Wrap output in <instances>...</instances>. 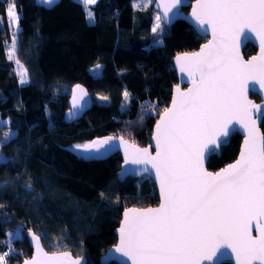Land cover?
<instances>
[{
    "label": "trees",
    "instance_id": "16d2710c",
    "mask_svg": "<svg viewBox=\"0 0 264 264\" xmlns=\"http://www.w3.org/2000/svg\"><path fill=\"white\" fill-rule=\"evenodd\" d=\"M14 2L22 17L17 56L29 70L30 83L19 84L16 65L7 58L4 45L10 44L12 30L8 0H0V25L6 30L0 31V121H10L4 131L17 134L0 145L7 159L0 160V184L6 182L0 214L7 218L0 223V255L6 264L30 258L25 232L33 231L48 252L67 250L87 257L86 264H100L101 255L116 244L115 230L125 209L157 205L159 197L150 177L120 180L118 153L104 160L84 159L73 146L105 135L150 145L153 126L178 82L175 55L195 52L207 37L183 21L164 24L163 35L155 37L153 2L136 8L132 0H98L90 6L94 24L77 0H58L51 8L37 6L36 0ZM243 53L251 57L256 48L247 45ZM97 64L102 67L94 75L90 68ZM79 83L91 93L93 105L80 120L66 123L70 91ZM125 90L131 102L122 108ZM251 97L259 101L255 94ZM261 128L264 134V122ZM241 139L232 134L220 156L209 158L207 169L232 163Z\"/></svg>",
    "mask_w": 264,
    "mask_h": 264
},
{
    "label": "snow or ice",
    "instance_id": "6c2138e0",
    "mask_svg": "<svg viewBox=\"0 0 264 264\" xmlns=\"http://www.w3.org/2000/svg\"><path fill=\"white\" fill-rule=\"evenodd\" d=\"M57 2L36 0L37 6L48 8ZM77 2L84 6L89 23L94 24L95 14L89 6L98 0ZM181 3L182 0H163V18L168 19L170 13L175 15L173 10H178ZM6 16L12 29L11 42L4 45L6 55L16 65L19 84L27 85L29 70L17 56L22 17L14 0H8ZM192 18L205 33L211 31L212 39L199 52L175 58L191 87L181 91L177 86L171 107L159 116L153 136L155 154L148 147L129 143L123 136L76 144L73 149L89 154L82 158L90 159L92 153L110 149L118 142L124 149L125 165H143L144 172L154 170L162 203L156 208L125 211L119 229L115 251L131 264H205L224 255L222 249H230L237 264H264V134L257 126L258 120L264 122V111L247 96L250 82L264 89V0H197ZM161 20L157 13L151 31L155 34L159 30L162 36ZM245 28L260 41V55L246 63L235 51V37ZM0 31L6 34L2 25ZM155 42L163 43L162 39ZM101 67L97 64L91 71ZM85 96L86 90L75 85L72 107L83 108ZM123 98L125 103L121 107L126 108L131 102L127 90ZM9 125L10 121H0V145L17 135L10 128L4 131ZM233 125L245 132L239 158L220 171H208L205 159L226 142L235 130ZM0 159L7 163L2 154ZM4 187L6 182L0 184V191ZM105 195L101 193L102 197ZM0 223H7L3 214ZM254 225L256 236L252 235ZM32 239L36 241L37 256L25 264H65L69 259L67 252L48 256L40 248V237L33 234ZM0 264H6L4 255H0ZM71 264L84 262L76 259Z\"/></svg>",
    "mask_w": 264,
    "mask_h": 264
},
{
    "label": "water",
    "instance_id": "95a60500",
    "mask_svg": "<svg viewBox=\"0 0 264 264\" xmlns=\"http://www.w3.org/2000/svg\"><path fill=\"white\" fill-rule=\"evenodd\" d=\"M153 3H154L155 11L157 13L161 14V17H162L161 23L162 24H165L167 27H172L173 23H175L176 21H183V22L187 23L188 25H190L193 28V30L196 33H198L200 36L207 37L206 42L202 43V45L199 47V49H197L195 52H199L200 49L212 39L211 31L209 30V32L205 33L200 27H198L196 25V23L194 22V20L192 18V12H193L194 7L196 6L197 0H194L193 2L189 1V0H182V3L180 4L179 9L178 10L177 9L173 10V12L176 13V14L172 15L170 13L168 19H164L163 15H162V13H163V7H162L163 0H154ZM184 8H186L187 11H185V10L183 11ZM250 44H252L256 48V53L251 55V57L246 58L244 56L243 49L247 45H250ZM235 45H236V47H235L236 53L238 54L239 58L242 61H244L245 63L248 62V61H251L253 59V57H258L260 55V41H259L258 37L255 35V33L250 32L246 28L242 30V34L237 35L235 37ZM185 53H190V52H185ZM182 54H184V53L176 54L175 58H176V56L182 55ZM175 58L173 60V67H174V70H175L176 78H178V82L172 88L173 90H172V94H171V97H170L171 100H170V103L168 104V106L166 108L171 107L172 99L176 95V91L175 90H176L177 86L180 87L181 91H187V89L189 87H191V82L187 78L186 74H183V73H181L179 71V68L176 65V59ZM79 85H81L87 92V96H85L84 100L81 102V103H83L84 106L81 109H74L72 107V90L75 87V85H74L72 87L71 91H70L71 94H70V97H69L68 103H67L69 108L64 113V115H65L64 119H65L66 123H70V122H73V121L80 120V118L82 116H84L85 113L87 111H89L90 108L93 105V103H92L93 99H92L91 93L88 92L87 88L84 85H82L81 83H79ZM247 87H248V92H247L248 99L251 100L254 104L261 105L262 106V111H264V89H261L259 84H253L251 82L248 84ZM252 94H255L256 96H258L259 97V101H256L254 98H252L251 97ZM70 113H72V115H70ZM162 113L163 112H161L160 115ZM159 116H158V118H159ZM158 118H157L156 123L153 126V129H152V132H151L152 135H151L150 145L146 146V147L149 148L150 152L153 155L155 154V151H156L155 143H154V140H153V136H154L155 126H156V124L158 122ZM261 124H262V120H258L257 121V126L259 127L260 132L263 134V131H262V128H261ZM233 128L235 130L230 132V135L226 138V142L222 143L220 145V147L218 149H216L213 154H211L210 156H208L205 159L204 166H205L206 169H207V164H208L207 162H208L209 158L212 155L220 156V154H221L220 150H221L222 146H225V145L229 144L230 138H231L232 134H234V133H238L242 137V139H241L242 142H241L239 150H238L239 153L237 154V157L233 160L232 163H234L239 158L240 152H241V150L243 148V143H244V139H245V132H244V130L242 128L239 127V125H233ZM109 136L119 137L118 135H105L102 138H95L94 140L105 139V138H107ZM124 138L126 140H128L129 143H133L132 141H130L126 137H124ZM221 139H224V138H221ZM134 144L137 147L145 148L144 146H140V145H138L136 143H134ZM115 153H118L121 156V158H122V163L120 165L121 168H120V171L118 173V177L120 178V180H125L126 177H133V178H136V179L137 178H143V177H150L152 179L155 187H156L157 196L159 197V202H158L157 205L149 206L148 208L128 207L127 209H125V211H127L129 209H140V210H143V209H149V208L158 207L162 203V197H161V193H160L159 181L155 177L154 170L150 169L149 171L144 172L143 171V168H144L143 165H125V163H124V149H123V147L118 145V142L115 143L110 149H107V150L106 149H101L100 153H94V156L96 158H98V159L104 160L105 158H108L111 155H114ZM232 163H230V164H232ZM228 165L229 164L223 166V168L227 167ZM223 168H221V169H223ZM221 169H219L217 171H220ZM208 171H210V170H208ZM217 171H212V172L215 173ZM122 173H123V175H122ZM125 211L122 213L121 220H120L121 222H120L119 226L117 227V229L115 230V232L117 234L116 244L111 246V247H109L106 250V252H104L103 255H101V257L99 258L100 264H108L109 262H115L117 264H131V261L128 260L127 257H124L120 253L115 251L116 246L119 244V238H120L119 229L122 227ZM33 234H35L33 231H26L25 232V236H27L29 246L31 247V250H32L30 258L26 259L27 261H31L37 256L36 241L32 239V235ZM252 235L253 236L258 235V231H257L255 225L253 226ZM36 236H38V235H36ZM40 248L42 249V252L43 253H47L48 256H52L54 253H56L57 255H61V254L65 253V252L69 253L70 254L69 255V259L67 261H65V264H71V262L73 260H76V259H81L84 262V264H86V262H87V257H85V256H74V255H72V253L70 251H67V250L48 252L46 250V248L42 245L41 238H40ZM221 251L224 252L225 254L224 255H218V258L215 261H206L205 264H237V261H236V258H235V254L230 249H222ZM25 261H23L21 264H25ZM255 264H259V262L257 261V262H255Z\"/></svg>",
    "mask_w": 264,
    "mask_h": 264
},
{
    "label": "rangeland",
    "instance_id": "374dc122",
    "mask_svg": "<svg viewBox=\"0 0 264 264\" xmlns=\"http://www.w3.org/2000/svg\"><path fill=\"white\" fill-rule=\"evenodd\" d=\"M154 1V0H153ZM132 4H134V6L137 8L138 6H142V7H146L148 4H149V0H132ZM90 7V6H89ZM155 14H157V13H155ZM156 16V15H155ZM156 23V21L154 22V24ZM161 26L163 27V29H164V24H161ZM10 30H12L11 28H10ZM160 32H159V30L157 31V33H153L154 35H155V37L156 36H158L157 34H159ZM159 37V36H158ZM99 65H101V64H99ZM96 66H94V67H91L90 68V70H92V69H94ZM94 75H98L99 73H100V69L98 70V71H95V72H93V71H91ZM8 130H9V128H8ZM7 130V131H8ZM12 132H15L14 130H12V129H10ZM16 133V132H15ZM87 143H90V142H87ZM81 144H86V143H81ZM74 150V149H73ZM75 151V150H74ZM76 152V154L78 155V156H80V157H83V156H86V155H89V154H86V153H80V152H78V151H75ZM0 154H1V152H0ZM91 156H92V158H93V156H94V153H92L91 154ZM3 157V156H2ZM1 160V159H0ZM18 233V230H16V232H15V234H17Z\"/></svg>",
    "mask_w": 264,
    "mask_h": 264
},
{
    "label": "built area",
    "instance_id": "2783aa9c",
    "mask_svg": "<svg viewBox=\"0 0 264 264\" xmlns=\"http://www.w3.org/2000/svg\"><path fill=\"white\" fill-rule=\"evenodd\" d=\"M12 253V251L10 250L9 252H8V254L10 255Z\"/></svg>",
    "mask_w": 264,
    "mask_h": 264
}]
</instances>
